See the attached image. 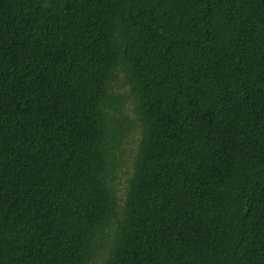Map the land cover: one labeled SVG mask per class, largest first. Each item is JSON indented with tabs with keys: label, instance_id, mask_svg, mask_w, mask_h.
<instances>
[{
	"label": "trees",
	"instance_id": "16d2710c",
	"mask_svg": "<svg viewBox=\"0 0 264 264\" xmlns=\"http://www.w3.org/2000/svg\"><path fill=\"white\" fill-rule=\"evenodd\" d=\"M97 256L264 264V0H0V264Z\"/></svg>",
	"mask_w": 264,
	"mask_h": 264
},
{
	"label": "rangeland",
	"instance_id": "374dc122",
	"mask_svg": "<svg viewBox=\"0 0 264 264\" xmlns=\"http://www.w3.org/2000/svg\"><path fill=\"white\" fill-rule=\"evenodd\" d=\"M113 90L119 94H124L126 87H123L119 82L116 83L113 87ZM121 109L123 113L129 118H134V114L132 112V104L129 101H125L121 105ZM140 138V128L137 123L133 124L128 130L125 136L121 139V144L117 148L119 153V163L116 166L115 175L116 178L113 180L114 186L117 190V194L119 196V202L121 203V199L123 197L124 186L126 183V178L130 174L132 170V158L137 149V142ZM102 261L100 256L93 258L89 264H100Z\"/></svg>",
	"mask_w": 264,
	"mask_h": 264
}]
</instances>
